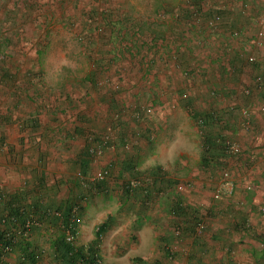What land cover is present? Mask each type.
Wrapping results in <instances>:
<instances>
[{
    "label": "rangeland",
    "instance_id": "rangeland-1",
    "mask_svg": "<svg viewBox=\"0 0 264 264\" xmlns=\"http://www.w3.org/2000/svg\"><path fill=\"white\" fill-rule=\"evenodd\" d=\"M193 16L195 24L200 17L205 19L206 24H196L204 25V31L197 38L187 35L188 48L176 39V45L186 50L193 75L182 78L169 64L155 68L156 34L167 33L173 18ZM216 16L222 19L220 32L238 28L243 32L241 40H229L243 53L237 58L235 72L227 65L229 56L218 48L217 34L207 28ZM262 17L264 0H0V96L8 99L16 88L20 93L29 90L35 98L32 106L46 113L41 128L48 134V148L60 144L65 155L63 161L51 158L45 177L36 183L20 177L18 189L33 187L35 194L43 192L50 207L73 200L79 207V233L70 245L97 247L106 264H139L137 258L123 259L128 233L145 223L147 210L156 206L166 210L176 197L197 195L182 202L180 209H204V221H198L206 224L205 217L208 220L211 210L217 208L212 190L221 172L229 167L235 177L251 181L254 189L258 177L251 175L257 162L252 156L250 162H243L248 153L244 145L241 155L235 156L217 142L218 151L213 155L208 137L202 133L212 131L210 138L217 140L226 128L206 116L201 122L194 115L201 109H205L204 115L219 109L226 112L227 127L231 125L235 134L243 132L239 109H226L228 105L216 93H226L264 71V39L252 43ZM29 49L31 71L25 70ZM247 53L258 58L260 66L255 72L245 64L243 55ZM41 83L46 88L40 103ZM169 100L173 102L168 104ZM253 102L243 105L256 107L258 98ZM144 107L152 109L150 116L142 121L131 116V111L141 112ZM168 111H172L171 117ZM38 123L32 122V127L39 128ZM130 126L138 130L129 135ZM107 127L115 129L117 146L105 150L100 158L93 157L89 148ZM263 149L259 155L264 156ZM106 164L111 176L94 192L76 176L83 168L84 175L91 177ZM132 179L141 186L128 192ZM143 189L149 191V197ZM261 207L264 205L259 211ZM59 229L50 224L34 229L29 242L13 254L15 264H29L27 253L36 249V264H71L55 248L60 243ZM254 238L258 252L253 259L264 264L263 232L255 233ZM135 241L133 238L132 245Z\"/></svg>",
    "mask_w": 264,
    "mask_h": 264
},
{
    "label": "crops",
    "instance_id": "crops-1",
    "mask_svg": "<svg viewBox=\"0 0 264 264\" xmlns=\"http://www.w3.org/2000/svg\"><path fill=\"white\" fill-rule=\"evenodd\" d=\"M170 48L171 46L166 47L167 54L170 53ZM30 52L32 53L31 49L25 55V58H28L25 70L31 71L33 63ZM45 88L41 83L40 103L43 101ZM12 91L13 95L8 99L0 96V191L8 194L18 189L20 177H28L36 183L45 177L51 158L62 161L65 159L64 148L60 144L48 148V134L41 128L46 113L41 108L32 106V99L35 98H32L31 92L22 90L23 93H20L17 88ZM171 91L173 90L170 88ZM172 102L173 100H169L168 104ZM168 112L171 117L172 111ZM37 120L39 128L34 129L32 122ZM134 129L130 126L129 135L138 130ZM238 134L244 149H247L248 153L251 152V155L247 153L243 157V162H250V156L257 162L252 175L250 174L252 177H258L254 189L250 192L239 189L231 197L216 203L217 208L211 210L208 220L205 215L207 232L200 234L189 233L193 231L196 220L204 221V209L197 212L180 209L182 202H188L192 196L197 195L185 194L184 197H176L174 203H170L166 210L157 206L147 210L145 215H142L145 217V220H142L145 223L127 235L123 259L127 258L130 262L131 258H139L148 263L159 260L163 264H258L253 257L258 252L255 233L264 234V214L261 215L258 209L264 205V169L260 170L264 156L258 154L264 144V118L256 119L253 132ZM71 152L73 153V149ZM155 183L159 182L155 180ZM199 216V219H195ZM178 229H182L181 234ZM133 238L136 241L132 245ZM166 246L174 249L176 253L172 261H168L164 253ZM104 257L111 261L105 253ZM6 263L15 264L14 255L10 256Z\"/></svg>",
    "mask_w": 264,
    "mask_h": 264
},
{
    "label": "trees",
    "instance_id": "trees-1",
    "mask_svg": "<svg viewBox=\"0 0 264 264\" xmlns=\"http://www.w3.org/2000/svg\"><path fill=\"white\" fill-rule=\"evenodd\" d=\"M185 10V9H184ZM190 19H187L186 17H180V18H173L172 22L169 25L168 32L159 35L156 34V55L154 63L158 67L160 65L161 68L172 65V67L179 71L182 78H185L188 74L193 75V72L195 70L192 69L190 62L188 61L185 53L186 50L182 48L181 49L178 45H176V39L179 38V43L184 44L188 48V44L186 42L187 35L198 37V33L204 31V25L203 27H199L196 24L202 22V24L205 23V19L200 17L198 19V22L195 24L196 18L189 17ZM178 21V22H177ZM177 23V24H176ZM175 24V25H173ZM201 26V25H200ZM211 33V32H210ZM225 31H221L217 33L216 36L219 38V49L221 51L225 52L227 56L230 54L226 51L227 43H226V37L224 36ZM209 34V33H208ZM220 34V36H219ZM161 38V39H160ZM170 48V53L167 54L166 47ZM176 54V55H175ZM233 56V55H232ZM193 70V71H189ZM204 71V70H203ZM213 88H216V86H212ZM210 90H208V93ZM220 93V92H219ZM227 94H230L231 91L227 90ZM215 95V92H214ZM211 102L213 99H210ZM202 110V111H201ZM200 111L195 112V117L199 120H202L204 122V116L206 118H211L210 111L208 113H205L204 110L201 109ZM207 110V109H206ZM211 110V109H210ZM207 112V111H206ZM216 124L219 120H216ZM215 124V125H216ZM205 129V127H204ZM203 135H206L208 137V147L211 149L213 155L215 154L213 151H218V146L216 144V139H211L212 132L207 133L206 129L203 131ZM99 137V136H98ZM221 144V143H220ZM213 159V156H210ZM79 171H81L83 174L86 172V169L79 168ZM102 183H105V181H99V182H89L87 186L82 185L85 188L90 189L94 192V190L98 187H102ZM128 192H131L128 188ZM144 194H146L147 197H149V191L147 189H143ZM32 193V194H31ZM69 200V199H68ZM147 203V201H146ZM74 207L77 206L76 203H74L73 200H69L67 202H64L60 205H56V207H50L47 204V196H43V192H39V194H35L33 187L31 189H16L13 193L8 194L7 192L0 191V264H7V259L12 256L15 252L18 246H22L25 243L29 242V237L25 238L21 236L19 233L24 229V223L26 218L31 215L35 220L39 222L38 226H35L31 229L30 233L34 229L42 228L44 225L48 226L50 224L51 227H55L56 229L61 228L62 232L60 233V243L56 245V249L58 250L60 254V258L64 259L66 261L71 262V264H100L98 260L102 259L101 253L99 252L97 247H90V248H84L81 246L75 247V245H70L71 242H68L66 240V230L73 226V231L75 233V230L77 229V214L75 215L73 213ZM75 218V219H74ZM198 222V220L195 221L193 226V231L195 230V225ZM59 227V228H58ZM60 230V229H59ZM7 247H11V251H4ZM37 250L28 252L27 253V259L29 261V264H36L37 259H35V255H37ZM27 251V249H26ZM167 249L164 247V253L166 256ZM30 253V254H29ZM137 263L139 264H163L161 261L157 260L152 263L144 262L141 259L137 258ZM103 261V260H102ZM104 263V262H103Z\"/></svg>",
    "mask_w": 264,
    "mask_h": 264
},
{
    "label": "built area",
    "instance_id": "built-area-1",
    "mask_svg": "<svg viewBox=\"0 0 264 264\" xmlns=\"http://www.w3.org/2000/svg\"><path fill=\"white\" fill-rule=\"evenodd\" d=\"M221 23H222L221 17L216 16L212 21L207 23V28L209 29L210 32L217 34V31L220 32L219 26ZM254 34H255L253 37L254 40L252 41V43L256 45L257 43L255 42V39H259V40L264 39V17L259 19V28L255 30ZM242 35H243V32H241L239 28L232 30L230 33L228 32L224 33V36L227 39L226 40V43H227L226 51L230 52L229 58L226 59L227 65L233 72L237 71L238 66H239L237 64V61H238L237 58L242 57L243 53L240 50L239 45H236V43L234 42L231 43V41L229 40H232V39L241 40ZM243 56H244L243 59L245 61V64H247L250 67H253L254 72L257 71L256 69L260 66V64H258L259 61H258L257 56L254 53H247ZM230 87H232V85H230ZM229 90L231 91L230 94L223 93V92L222 94H220L219 92H217L216 93L218 94L217 98L222 99L223 103L228 105V108L226 109H228L229 111L233 109H239V112L241 114L240 128L245 133L253 132V130L255 129V122H256L255 119H257L256 116L258 114L264 116V71L261 74L257 72V74L252 76V79L248 81L245 80L243 81L242 85H236L233 87V89L229 88ZM212 93L214 95V91ZM257 94L258 95L260 94V97H257L256 96ZM256 98H258V101H259L256 107L251 108L250 106L247 107L246 105H243L248 102L251 104H254L253 99H256ZM151 113H152V109L150 107H144L141 112L139 110L131 111V116L138 121H142L144 120L142 117L144 118L148 117L151 115ZM209 113H210V116L214 120H219L220 122L221 120H223V123H221V126L223 128H226V129H223L221 133L222 138L217 139L216 141L218 143H221V145L223 146V149H226L227 153L231 155H235V156H240L243 151V142L235 136L236 134H238V132H236L235 134L233 132V129L230 127L231 125H229V127L225 125L226 123L225 121H227L226 114H225L226 112H222L219 109L213 108L210 110ZM200 121L202 122V120ZM204 121H205V117H204ZM237 136H239V134ZM116 146L117 145L115 142V129L113 127H107L106 130L99 135L98 142L90 146L89 153L93 157L100 158L103 156L105 150H108V149L115 150ZM76 176L84 186H87L89 182L105 181L111 176L110 165L106 164L105 167L94 172V174L91 177L84 175L81 171H78L76 173ZM139 186H141V183L137 179H132L128 183V188L131 192H134ZM178 189L182 190L183 187L180 185L178 186ZM239 189L244 190L246 192L252 191L253 189L252 182L245 181L241 177H235L231 169L227 167L221 172L219 178L217 179L213 187L212 199L213 201L218 203L222 201L223 199H227L231 197ZM77 210L78 208L74 207L73 213L75 215L77 213ZM260 211L264 213V207H261ZM38 225H39V222L35 220L31 215H29L25 220L24 229L20 231L19 234L25 238H28L30 235L31 229ZM249 226L250 225H248V227ZM72 227L73 226L68 228L65 234L66 240L71 243L74 241V239L78 236V233H79V231H76V230L74 233ZM205 228H206V224L203 223L202 221H198L195 225V230L191 231L189 234L190 235L193 233L200 234L205 230ZM181 230L182 229H178L179 234H181ZM166 249L168 251L167 252L168 261H172L175 258L176 253L174 249H172L169 246H166ZM4 251L5 252L11 251V247H7ZM185 253H187V251H185ZM98 262L100 264H106L103 259V256L101 260H98Z\"/></svg>",
    "mask_w": 264,
    "mask_h": 264
}]
</instances>
